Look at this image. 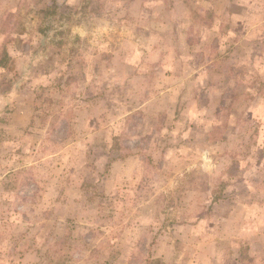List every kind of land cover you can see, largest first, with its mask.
<instances>
[{
  "label": "rangeland",
  "instance_id": "1",
  "mask_svg": "<svg viewBox=\"0 0 264 264\" xmlns=\"http://www.w3.org/2000/svg\"><path fill=\"white\" fill-rule=\"evenodd\" d=\"M205 1L0 0V264H264V1Z\"/></svg>",
  "mask_w": 264,
  "mask_h": 264
},
{
  "label": "crops",
  "instance_id": "2",
  "mask_svg": "<svg viewBox=\"0 0 264 264\" xmlns=\"http://www.w3.org/2000/svg\"><path fill=\"white\" fill-rule=\"evenodd\" d=\"M264 0H262V2H263ZM261 2V0H260V3H262ZM240 4H239V2H238V0H227V2H225V8H224V11H226L227 12V10H229V12L231 13V17H229L230 19H234L233 17H236L235 15L237 14L236 12H235V9H236V7H238V8H240V9H243L244 10V7L243 6H240ZM197 8H200L201 10H213L214 9V6L213 5H211L210 3H207V1H205V0H200V2H199V5H198V7ZM234 9V10H233ZM259 11V13H264V11H263V9H262V7H261V9L260 10H258ZM260 23L259 24H255V25H253V26H251V28H250V30L251 31H247L246 33H244V37H242V39H239V37H240V35H239V37L237 38V40L239 39V41H240V43L242 42V41H244V42H253L254 40L256 41V42H260L261 41V39H260V37H257V36H255L254 35V29L255 28H257L258 27V25L260 26V25H263L264 24V20H263V18H262V20L261 21H259ZM252 29H253V31H252ZM238 35H235V38L237 37ZM241 38V37H240ZM264 41V40H263ZM252 51H250L249 53H251ZM245 58H246V56H245ZM244 64L247 66V64H248V61L246 60L245 62H244ZM260 106H263L264 107V98L263 99H261L260 98ZM129 115H131V112H128V114H127V116L126 117H128ZM263 129H262V135L264 136V126L262 127ZM151 134V133H150ZM262 143H263V146H260V148H259V150H257V152H258V154H259V156H257L256 158V160L254 161V163H252L251 164V166H253V165H255L256 166V162L260 159V165L259 166H257V167H255L254 169H251V166H250V169L251 170H249V171H251L252 173L254 172V171H256V170H260L261 172H263L264 171V139H263V141H262ZM132 152H130L129 151V155L128 156H126V157H124V158H133L134 157V155H137L136 153L135 154H131ZM140 158V157H139ZM240 182H242L243 183V185H245V184H247V182H248V176H249V173H248V171L246 170L245 172H242V174H240Z\"/></svg>",
  "mask_w": 264,
  "mask_h": 264
},
{
  "label": "trees",
  "instance_id": "3",
  "mask_svg": "<svg viewBox=\"0 0 264 264\" xmlns=\"http://www.w3.org/2000/svg\"><path fill=\"white\" fill-rule=\"evenodd\" d=\"M6 54L7 53H4L5 56H6ZM127 119H128V117H127ZM113 139H114L113 141H114L115 145L117 146L118 145L117 142L119 141L120 138L115 136ZM125 149H126V152H124L122 154L120 153L121 158L126 157V156L129 155L128 149H130V147L129 146H125ZM256 163H257L256 166L255 165L251 166V169H254L255 167L260 165V159Z\"/></svg>",
  "mask_w": 264,
  "mask_h": 264
}]
</instances>
